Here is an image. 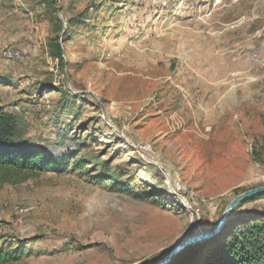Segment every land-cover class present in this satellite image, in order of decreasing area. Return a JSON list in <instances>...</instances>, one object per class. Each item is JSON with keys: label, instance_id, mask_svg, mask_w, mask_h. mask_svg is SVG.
Here are the masks:
<instances>
[{"label": "rangeland", "instance_id": "rangeland-1", "mask_svg": "<svg viewBox=\"0 0 264 264\" xmlns=\"http://www.w3.org/2000/svg\"><path fill=\"white\" fill-rule=\"evenodd\" d=\"M0 27V109L50 161L1 166L0 264H154L264 185V0H0Z\"/></svg>", "mask_w": 264, "mask_h": 264}, {"label": "trees", "instance_id": "trees-1", "mask_svg": "<svg viewBox=\"0 0 264 264\" xmlns=\"http://www.w3.org/2000/svg\"><path fill=\"white\" fill-rule=\"evenodd\" d=\"M58 48L61 50L60 46ZM14 130V117L0 109V169L1 166H6L20 170H42L46 164H50V161L41 155V151L16 144ZM261 198H264V194L246 199L240 204ZM205 243H201V247L210 244L211 249L203 264H264V215L236 219L227 225L213 243ZM189 248L192 247L187 249ZM185 250L180 255L184 254ZM1 256L0 251V261ZM177 258L170 264H175Z\"/></svg>", "mask_w": 264, "mask_h": 264}, {"label": "water", "instance_id": "water-1", "mask_svg": "<svg viewBox=\"0 0 264 264\" xmlns=\"http://www.w3.org/2000/svg\"><path fill=\"white\" fill-rule=\"evenodd\" d=\"M261 194H264V185L246 190L243 193L239 194L229 203L214 229L187 237L186 239L179 242L161 261L154 264H170L188 247L215 238L222 232L225 222L227 221L235 207H237L246 199Z\"/></svg>", "mask_w": 264, "mask_h": 264}, {"label": "built area", "instance_id": "built-area-1", "mask_svg": "<svg viewBox=\"0 0 264 264\" xmlns=\"http://www.w3.org/2000/svg\"><path fill=\"white\" fill-rule=\"evenodd\" d=\"M2 54H3V56L9 57V58L10 57H15V58H19L20 57L19 52L13 50L12 48L3 49Z\"/></svg>", "mask_w": 264, "mask_h": 264}, {"label": "crops", "instance_id": "crops-1", "mask_svg": "<svg viewBox=\"0 0 264 264\" xmlns=\"http://www.w3.org/2000/svg\"><path fill=\"white\" fill-rule=\"evenodd\" d=\"M8 28L10 29L11 27L9 26V27H6V29L5 30H3V31H8ZM0 30H1V27H0ZM0 42H1V31H0Z\"/></svg>", "mask_w": 264, "mask_h": 264}]
</instances>
